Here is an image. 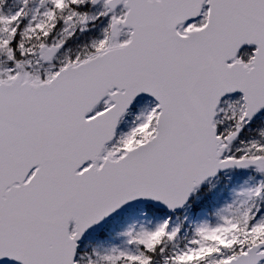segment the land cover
Segmentation results:
<instances>
[{
    "label": "snow or ice",
    "instance_id": "snow-or-ice-1",
    "mask_svg": "<svg viewBox=\"0 0 264 264\" xmlns=\"http://www.w3.org/2000/svg\"><path fill=\"white\" fill-rule=\"evenodd\" d=\"M0 264H264V0H0Z\"/></svg>",
    "mask_w": 264,
    "mask_h": 264
}]
</instances>
